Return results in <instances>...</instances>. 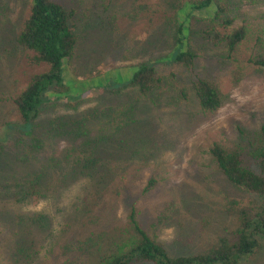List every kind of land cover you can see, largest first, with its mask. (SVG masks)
<instances>
[{
    "label": "rangeland",
    "instance_id": "374dc122",
    "mask_svg": "<svg viewBox=\"0 0 264 264\" xmlns=\"http://www.w3.org/2000/svg\"><path fill=\"white\" fill-rule=\"evenodd\" d=\"M54 1L72 13L78 44L65 62V89L49 94L29 132L15 127L0 140V264H93L94 247L134 237L132 209L173 257L233 239L241 212L258 198L232 185L208 152L214 144L240 148L252 162L262 146L264 73L248 59L264 39V0H230L231 30H249L234 54L205 41L217 11H195L197 0ZM30 9L31 0H0V139L21 120L15 98L48 71L31 65L34 54L17 42ZM179 48L196 56L192 72L170 62ZM143 63L162 79L149 99L133 88L105 90ZM197 77L219 89L216 112L200 109ZM93 146L95 178L72 170L81 156L70 153L65 163L80 148L89 162ZM259 241L241 264H264Z\"/></svg>",
    "mask_w": 264,
    "mask_h": 264
},
{
    "label": "trees",
    "instance_id": "16d2710c",
    "mask_svg": "<svg viewBox=\"0 0 264 264\" xmlns=\"http://www.w3.org/2000/svg\"><path fill=\"white\" fill-rule=\"evenodd\" d=\"M211 7H215L217 12L215 18L210 21V26L203 32L205 41L215 47L224 46L230 54L236 53L248 37V26L244 23L231 30L234 20L228 17L230 0H197L192 5L195 11H205ZM71 14L67 8L54 0H31L30 15L20 30L17 42L34 54L30 59L31 65L45 64L48 71L34 76L15 98L14 103L21 120L15 123L11 130L6 128L1 142H4L2 139H8L9 133L14 131L15 127L29 132L45 107L50 104L49 94L65 89V62L74 56L78 44V37L71 26ZM179 34L182 35L181 29ZM178 43L182 45L183 41L180 39ZM256 47L248 59V64L264 73L263 38H258ZM195 59L193 53L179 48L170 62L184 66L192 72ZM109 85L105 90L110 93L120 92L113 93L115 95L121 94L125 88H133L140 96L149 99L160 89L162 79L153 64L143 63L127 82ZM193 91L203 113L216 112L222 106L219 89L210 81L197 77L193 82ZM124 126L122 125V128ZM260 136L262 146L256 148L252 162L245 158L240 148H225L214 144L208 152L219 172L232 185L258 198L256 207L241 212L240 224L233 239L221 238L204 253L173 257L141 228L135 209H132L129 221L134 237L128 241L112 239L113 242H108V249L94 247L90 253L94 259L93 264H241L251 259L261 248L259 238L264 237V128ZM94 146L85 149L91 151L87 155L89 162L85 161L84 152L80 148L71 150L65 163H70L72 153L79 155L81 158L72 166V170L95 178L100 168L97 165L99 161L94 160L98 157V153H94ZM154 184L153 180L150 181L145 193H148Z\"/></svg>",
    "mask_w": 264,
    "mask_h": 264
}]
</instances>
